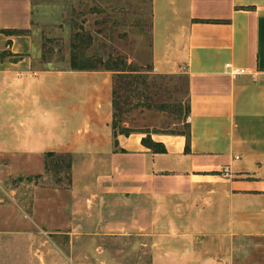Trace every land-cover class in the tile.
<instances>
[{"label": "crops", "instance_id": "obj_1", "mask_svg": "<svg viewBox=\"0 0 264 264\" xmlns=\"http://www.w3.org/2000/svg\"><path fill=\"white\" fill-rule=\"evenodd\" d=\"M35 4L0 0V30H31ZM152 6L153 68L189 78V152L180 133L152 134L165 153L143 145L142 134H116L114 72L34 66L28 33L11 38L18 60L0 66V156L15 155L26 165L21 169L41 174L48 153H69L71 189L84 204L127 195L133 221L99 230L131 235L127 257L108 260L102 247L98 264H145L134 258L141 251L136 235L158 243L149 264H250L249 242L264 239V0H152ZM229 63L248 73H229ZM88 215L77 210L73 218ZM37 252L42 260L44 251ZM255 252L253 263L264 264V242Z\"/></svg>", "mask_w": 264, "mask_h": 264}, {"label": "rangeland", "instance_id": "obj_2", "mask_svg": "<svg viewBox=\"0 0 264 264\" xmlns=\"http://www.w3.org/2000/svg\"><path fill=\"white\" fill-rule=\"evenodd\" d=\"M45 2L35 0V18L30 30L34 66L73 69L71 43L75 32L83 28L95 41L89 53L95 52L93 55L107 62L111 57L123 58L143 70L140 87L128 97V110L124 116H119L115 133L126 135L121 131L129 130L126 136L137 133L146 138L149 134L152 137L153 133L185 130L187 74H160L153 68L152 0ZM13 36L0 30V66L18 60L19 54L11 48ZM177 104L182 105L181 116L175 113L174 105ZM77 123V119L72 121L71 132ZM57 155L45 156V164L49 161L50 165L41 174L38 168L21 169L26 165L15 155L0 156V264L80 263L69 261L70 256L80 257L87 264H98L97 251L101 252L102 247L109 250L104 254L108 260L126 258L130 248L128 238L132 236H120L119 231L114 230L110 231L112 234L102 236L99 230L104 226H127L133 221L127 214L130 206L127 195L120 200L107 195L95 201L88 200L85 205V197L76 196L71 189L73 158L70 162L65 154ZM169 205L173 209L176 204ZM77 210L89 211V215L75 220L73 214ZM137 222L147 225L143 220L137 219ZM70 226L80 227L85 234H69ZM133 239L141 249L134 258L149 264L159 247L157 241L153 236L147 238L143 235H136ZM259 241L264 242V239L254 238L249 242V255L253 253L249 256L250 264L259 258L255 252ZM38 249L44 251L42 260Z\"/></svg>", "mask_w": 264, "mask_h": 264}, {"label": "trees", "instance_id": "obj_3", "mask_svg": "<svg viewBox=\"0 0 264 264\" xmlns=\"http://www.w3.org/2000/svg\"><path fill=\"white\" fill-rule=\"evenodd\" d=\"M152 24V23H151ZM12 35H25L30 33V30L25 29H4L1 30ZM95 41L92 34L88 33L85 29L81 28L73 35L72 39V52H71V65L75 70H100L106 69L113 71L115 73L113 79V128L114 130L118 127L119 116H124L127 109L128 97L131 96L136 90L139 89L141 78L143 76V70L138 66H132L128 64L123 58H110L107 62L101 57H98L95 52L89 53V49L94 46ZM123 92V93H122ZM187 93H188V103H187V116L184 120L185 130L174 132L180 133L186 136V151L189 152L191 149V131L190 124L188 122L190 114V104H189V78L187 76ZM175 113L182 115V105H174ZM129 130H122L121 133L129 135ZM117 134V133H116ZM143 145L151 149L154 153H165L167 149L163 143L156 142L152 139L149 134L148 137L142 139ZM53 156H58L56 153H48L47 157L51 158ZM70 162H72V155L66 153ZM49 161L46 162L47 168L49 167Z\"/></svg>", "mask_w": 264, "mask_h": 264}, {"label": "built area", "instance_id": "obj_4", "mask_svg": "<svg viewBox=\"0 0 264 264\" xmlns=\"http://www.w3.org/2000/svg\"><path fill=\"white\" fill-rule=\"evenodd\" d=\"M226 67H227L228 72L231 73V74H233V75H243V74H247L248 73V71L246 69L239 68V67H235V66H233L230 63L227 64ZM222 173L225 174V175H229V171H228L227 168L224 169L222 171Z\"/></svg>", "mask_w": 264, "mask_h": 264}]
</instances>
